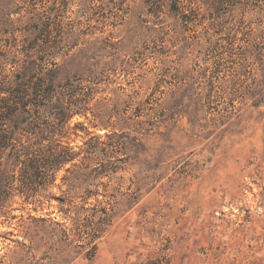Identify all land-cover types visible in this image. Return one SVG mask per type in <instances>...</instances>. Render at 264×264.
I'll return each mask as SVG.
<instances>
[{
	"label": "rangeland",
	"instance_id": "rangeland-1",
	"mask_svg": "<svg viewBox=\"0 0 264 264\" xmlns=\"http://www.w3.org/2000/svg\"><path fill=\"white\" fill-rule=\"evenodd\" d=\"M4 97L0 264H264V0H0Z\"/></svg>",
	"mask_w": 264,
	"mask_h": 264
},
{
	"label": "trees",
	"instance_id": "trees-1",
	"mask_svg": "<svg viewBox=\"0 0 264 264\" xmlns=\"http://www.w3.org/2000/svg\"><path fill=\"white\" fill-rule=\"evenodd\" d=\"M8 98L7 97H4V98H1L0 100V105L3 106L5 103L7 104L8 102ZM64 152H67V153H64ZM82 153H79V154H75L73 152V150L67 148L65 149L63 152L61 151L58 156H57V160H56V163L55 164H58V163H62V164H69L71 163L72 161H74L76 158L80 159V157L82 156L81 155Z\"/></svg>",
	"mask_w": 264,
	"mask_h": 264
}]
</instances>
